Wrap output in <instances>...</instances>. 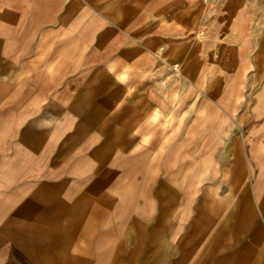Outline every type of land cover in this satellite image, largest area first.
I'll use <instances>...</instances> for the list:
<instances>
[{
    "label": "crops",
    "instance_id": "crops-1",
    "mask_svg": "<svg viewBox=\"0 0 264 264\" xmlns=\"http://www.w3.org/2000/svg\"><path fill=\"white\" fill-rule=\"evenodd\" d=\"M259 83L264 0H0V264H264Z\"/></svg>",
    "mask_w": 264,
    "mask_h": 264
},
{
    "label": "rangeland",
    "instance_id": "rangeland-1",
    "mask_svg": "<svg viewBox=\"0 0 264 264\" xmlns=\"http://www.w3.org/2000/svg\"><path fill=\"white\" fill-rule=\"evenodd\" d=\"M230 93H234L237 89L235 86H228ZM198 87L194 86V91H197ZM264 92V84H257L253 86L251 89H244L243 93H246L247 98L249 100L246 102L249 106H254L257 102L254 101L256 94ZM247 121L256 120V117L252 118V115H249L245 118ZM261 119V118H257ZM264 119V118H262ZM260 124L253 128V132H255ZM236 124L231 120L229 123V128L227 129V134L225 141L233 139V132L236 128ZM244 132V130L242 129ZM243 133V143H242V201H243V210L245 209H254L257 203H264V180H259L264 176V164H259L258 161L262 160L257 156L258 153H264V148H258V141H255V137L250 136ZM231 138V139H230ZM180 151V150H179ZM195 154H199L200 150H194ZM206 166H197L194 165L195 173L198 171H203ZM214 167H217L216 164ZM184 168L182 165H178V170L181 171ZM201 169V170H198ZM199 181V180H198ZM197 182V180H196ZM205 180H201L200 183H205ZM180 184V182H179ZM260 187V188H259Z\"/></svg>",
    "mask_w": 264,
    "mask_h": 264
},
{
    "label": "clouds",
    "instance_id": "clouds-1",
    "mask_svg": "<svg viewBox=\"0 0 264 264\" xmlns=\"http://www.w3.org/2000/svg\"><path fill=\"white\" fill-rule=\"evenodd\" d=\"M110 71H111V69H110Z\"/></svg>",
    "mask_w": 264,
    "mask_h": 264
}]
</instances>
